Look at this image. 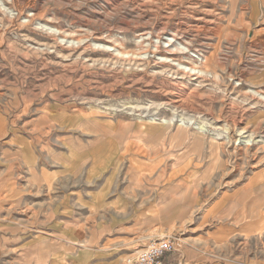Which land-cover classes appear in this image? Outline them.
<instances>
[{
	"label": "rangeland",
	"instance_id": "1",
	"mask_svg": "<svg viewBox=\"0 0 264 264\" xmlns=\"http://www.w3.org/2000/svg\"><path fill=\"white\" fill-rule=\"evenodd\" d=\"M202 58L211 76L195 77L189 68L203 70ZM255 92L264 94V0H0V136L60 109L112 119L114 139L147 160L148 189L172 203L164 228L127 257L173 239L176 218L235 224L264 212V102ZM238 116L237 128L257 132L249 145L234 132ZM191 118L210 133H179ZM3 255L0 264H46Z\"/></svg>",
	"mask_w": 264,
	"mask_h": 264
},
{
	"label": "crops",
	"instance_id": "2",
	"mask_svg": "<svg viewBox=\"0 0 264 264\" xmlns=\"http://www.w3.org/2000/svg\"><path fill=\"white\" fill-rule=\"evenodd\" d=\"M91 116L55 110L34 117L26 132L0 136V259L114 264L164 228L172 205L148 189L147 160L132 152L138 145L114 139L112 119ZM251 217L184 225L169 217L174 250L163 264H264V212Z\"/></svg>",
	"mask_w": 264,
	"mask_h": 264
},
{
	"label": "bare ground",
	"instance_id": "3",
	"mask_svg": "<svg viewBox=\"0 0 264 264\" xmlns=\"http://www.w3.org/2000/svg\"><path fill=\"white\" fill-rule=\"evenodd\" d=\"M173 35H174V33H173ZM170 36H171V34H170ZM176 36V35H175ZM172 38V42H170V44L168 43L167 44V46L166 47H172L173 46V43H175V40L173 39V37H171ZM177 42H179V41H177ZM168 51V50H167ZM170 53V52H169ZM164 59V58H163ZM166 59V58H165ZM172 61H174V60H172ZM201 66H203L204 68H203V70L201 69H199V70H194L193 68H189L190 70H189V72L191 73V74H193V75H196L195 77H200V75H206V73L208 74V75H210V73L207 71L208 70V68H209V65H210V60H208V59H206V58H202V60H201ZM192 67V66H191ZM195 67V66H194ZM198 68H200L199 66H197ZM206 69V70H205ZM189 72H187V73H189ZM211 76V75H210ZM191 77V76H190ZM194 77V76H193ZM200 78H202V77H200ZM253 93V92H252ZM254 96H256L257 98H259V100H261L262 102H264V94H263V92L262 93H258V92H255L254 93ZM185 104V103H184ZM262 105V104H261ZM186 107V106H185ZM196 112H197V110H196ZM243 115V114H242ZM239 117V116H238ZM199 118V117H198ZM197 119V118H196ZM202 118H199V120H201ZM180 121H181V124H179L178 126H177V129L179 130V133H182V132H184L185 130L184 129H192V130H194V129H197V131H195L196 133H198V134H201V135H206V134H208V132H209V127H207L206 126V124H194V121H195V118H191V119H188L186 122L185 121H183V119H180ZM204 119H202V123H204ZM216 121V120H215ZM161 123H159V125L160 124H166V125H169V126H174L173 125V119L172 120H162V121H160ZM243 122V118L242 117H239V118H234L233 120H232V124H233V126L234 127H238V125H240L241 123ZM225 124V123H224ZM193 125H197L198 127L197 128H192L193 127ZM225 127H226V130L228 131V129H229V126L227 125V124H225L224 125ZM179 127V128H178ZM234 132L237 134V136H238V140H240L241 138H246L247 139V141H246V143H247V145H249V142L251 141L252 142V140L257 136V132L256 131H250V130H248L247 128H237V130H234ZM210 133V132H209ZM262 135V134H261ZM264 136V135H263ZM263 136H259V138H261V139H263L264 140V137ZM227 139H229V138H227ZM237 140V141H238ZM205 144V143H204Z\"/></svg>",
	"mask_w": 264,
	"mask_h": 264
},
{
	"label": "built area",
	"instance_id": "4",
	"mask_svg": "<svg viewBox=\"0 0 264 264\" xmlns=\"http://www.w3.org/2000/svg\"><path fill=\"white\" fill-rule=\"evenodd\" d=\"M174 250V240L171 237L156 238L138 251L136 257H126L121 264H163V259Z\"/></svg>",
	"mask_w": 264,
	"mask_h": 264
}]
</instances>
